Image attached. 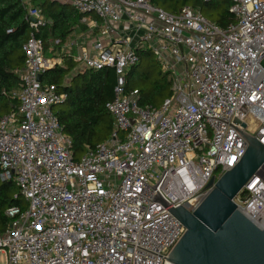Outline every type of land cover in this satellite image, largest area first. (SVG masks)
I'll return each instance as SVG.
<instances>
[{"label": "built area", "instance_id": "built-area-1", "mask_svg": "<svg viewBox=\"0 0 264 264\" xmlns=\"http://www.w3.org/2000/svg\"><path fill=\"white\" fill-rule=\"evenodd\" d=\"M21 1L29 35L11 92L18 110L0 118V181H14L24 205L6 211L0 264H170L187 229L156 194L194 212L210 181L244 157L236 129L264 145V0H232L235 21L225 28L191 7L172 14L150 0H59L101 30L74 61L116 75L107 104L114 130L79 159L58 118L68 95L40 81L62 64L40 37L53 21L34 0ZM139 48L169 77L172 95L159 107L141 106L139 90L127 88ZM234 202L264 231V167Z\"/></svg>", "mask_w": 264, "mask_h": 264}, {"label": "trees", "instance_id": "trees-1", "mask_svg": "<svg viewBox=\"0 0 264 264\" xmlns=\"http://www.w3.org/2000/svg\"><path fill=\"white\" fill-rule=\"evenodd\" d=\"M150 1L172 14H178L183 8L191 7L224 28L235 21L230 12L232 0ZM34 3L53 21V24L40 34L45 51L50 48L53 39L58 45H63L68 41L73 29L82 26L81 22L85 16L66 3L59 0H34ZM87 17L97 18L92 14ZM28 35L29 25L22 1L0 0V118L18 110L19 103L11 97V92L18 88L20 83L17 71L25 65L22 48ZM137 51L140 63L128 71L127 88L139 90L141 106L159 107L172 95L169 77L149 49L139 48ZM70 56H65L67 59L64 60V65L48 70L42 79L45 83L56 85L60 93L68 95L67 101L57 108L58 118L63 132L72 141L75 159H79L89 149H95L106 141L114 130V119L107 109V104L113 98L116 75L113 69H86L73 73L79 63ZM153 63L161 69V77L151 83L149 89L138 87V81L149 75L148 71ZM166 87H169L168 93L164 92ZM16 195H19V191L14 181H0V234L11 223L6 211L11 207L24 205L23 199L20 196L15 198Z\"/></svg>", "mask_w": 264, "mask_h": 264}, {"label": "water", "instance_id": "water-1", "mask_svg": "<svg viewBox=\"0 0 264 264\" xmlns=\"http://www.w3.org/2000/svg\"><path fill=\"white\" fill-rule=\"evenodd\" d=\"M236 130L248 143L244 157L216 182L215 178L210 181L207 188L211 192L194 212L171 206L160 193L153 199L187 229L167 259L170 264H264V231L242 215L234 202L264 167V145Z\"/></svg>", "mask_w": 264, "mask_h": 264}, {"label": "rangeland", "instance_id": "rangeland-1", "mask_svg": "<svg viewBox=\"0 0 264 264\" xmlns=\"http://www.w3.org/2000/svg\"><path fill=\"white\" fill-rule=\"evenodd\" d=\"M89 21H98V23L101 25L102 21L97 20V18L94 17H88ZM85 26L86 29L83 27ZM101 30L97 28L90 27L87 23L82 24V26H76L72 33L69 36L70 41H74L77 43L76 47L72 48L71 50L67 47H63V45H58V42L56 40L51 41V46L48 50H46V56L52 59L59 60L64 65V60L67 59L65 56L72 55L73 59L74 57L78 56V53L80 50L86 46L91 45L96 39L98 34H100ZM69 41V42H70ZM79 51V52H78ZM71 57V56H70ZM76 71L83 72L86 71V68L84 65L80 64L78 69L74 70L73 73ZM160 71L161 69L157 67L156 64H152V67L148 71L147 77L145 79H142L138 81V87L143 89H149L151 87V83H153L157 78H160ZM69 82V80H68ZM165 93L169 92V87H166L164 89Z\"/></svg>", "mask_w": 264, "mask_h": 264}, {"label": "crops", "instance_id": "crops-1", "mask_svg": "<svg viewBox=\"0 0 264 264\" xmlns=\"http://www.w3.org/2000/svg\"><path fill=\"white\" fill-rule=\"evenodd\" d=\"M69 41H70V40L68 39V41H67L66 43H68ZM66 43H65V44H66ZM65 44H63V47L65 46ZM74 47H76V46H73L72 48H74ZM72 48H71V49H72ZM78 52H79V51H78ZM79 65H80V64H79ZM78 67H79V66H78ZM78 67H77L76 69H78ZM76 72H78V71H76Z\"/></svg>", "mask_w": 264, "mask_h": 264}]
</instances>
